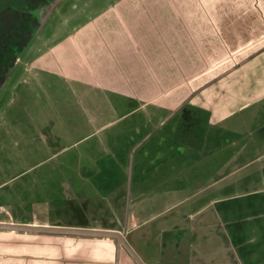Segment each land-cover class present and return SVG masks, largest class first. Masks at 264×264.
Segmentation results:
<instances>
[{
	"label": "crops",
	"instance_id": "crops-1",
	"mask_svg": "<svg viewBox=\"0 0 264 264\" xmlns=\"http://www.w3.org/2000/svg\"><path fill=\"white\" fill-rule=\"evenodd\" d=\"M73 19L14 67L18 89L62 80L75 99L63 119L28 120L43 145L0 140V225L122 239L0 228V264H264V0H113ZM137 113L146 118L133 128L143 135L136 143L156 139L155 158L174 139L196 164L179 186L166 183L169 162L130 195L118 184L127 170L113 154L124 140L118 127ZM95 137L100 156L85 153L80 172L68 159V174L35 173ZM25 158L34 165L5 167Z\"/></svg>",
	"mask_w": 264,
	"mask_h": 264
},
{
	"label": "rangeland",
	"instance_id": "rangeland-1",
	"mask_svg": "<svg viewBox=\"0 0 264 264\" xmlns=\"http://www.w3.org/2000/svg\"><path fill=\"white\" fill-rule=\"evenodd\" d=\"M81 1H84V4L87 3L88 7H90L91 10L88 11V7L86 6V9H84V6L81 4ZM113 0H66L65 3H63L59 9L56 12V16L54 19H52L51 22H48L46 25L47 29L40 33L39 38L36 42V45L39 44L42 39L47 35L48 32L52 31L55 28H59L62 30L64 27H71V25L68 24L67 20H64L65 18H68L70 21L71 17H73V24L77 21H80L87 13L90 14L92 11L98 12L100 9L103 8V5H108ZM77 3V11L76 13L71 10L72 3ZM80 3V4H78ZM67 7V8H66ZM80 8V9H79ZM64 17V18H63ZM64 20V26L61 24V20ZM80 19V20H79ZM50 29L48 30V28ZM35 45V46H36ZM26 55V54H25ZM26 58H22L21 61H25ZM21 65H18V68ZM14 68H12L6 78L5 83L0 88V140H7V141H15L18 140L19 142H24L27 140L31 146H34V143H37L38 145H43V141H45L41 134L38 132H30L28 130V120L30 118L37 119V112L41 115V118H47L50 120L51 116L55 115L58 116L59 119H63L66 115V111L68 106L73 102L75 99V96L73 95V89L69 85H64L62 80L56 81L55 86H49L51 84V80H46L45 82L47 86L45 88L41 87H34L28 91H25L23 89H18V86L14 84L15 78L18 77L20 74V71L22 72V66L20 67V71L18 70L16 74L14 73ZM44 85V84H43ZM18 93L19 96H18ZM21 95V98H20ZM50 106L52 108H50ZM55 113H58L57 115ZM62 116H60V115ZM146 116L144 113H137L131 117H128V119L124 120L120 123L119 127L120 129H123L124 131V140L121 143L120 148L116 149V151L113 153L114 155L118 157H122L123 161L126 163L123 168H127V170L124 172V177H122V180H118V184H124L126 185L127 193L130 195L131 193V185L135 184V180L141 181L142 183L149 181H143V179L150 180L152 177V173L159 172H168L167 167L164 165V162H169V166H171L169 172L171 178L170 180H167L166 183L168 184L169 188H174L176 185L179 186V183H183L186 181L185 178V170L189 171L196 164L190 163L188 159H185L180 155L178 152V146L177 143L174 142V139L168 140L169 144H173L174 147L171 148V152H168L167 155H164L163 157L158 156L155 157V155L150 154L149 147L157 145L156 139L152 141L149 144V136L145 137L138 143V139H141L143 135H140V137L137 134V130L133 131L134 127L144 128L143 121ZM146 120V119H145ZM179 121V120H178ZM176 119H172L171 123L168 124V126L171 128L177 123ZM180 121H184L180 119ZM7 127L15 128L14 132L11 134H7ZM26 129V130H25ZM25 131V132H22ZM29 131V132H28ZM71 133V132H70ZM66 133L64 129L61 130L60 134L61 136H66V138L75 136L74 133L70 134ZM46 135V134H44ZM172 135V134H171ZM29 136V137H24ZM68 136V137H67ZM61 137V138H62ZM132 137L134 140H132ZM21 138V139H19ZM15 139V140H14ZM70 140H73V138ZM98 137L92 138L89 142L86 144H82L79 148L75 149L73 148L69 152H65L58 161H60V165L57 166V163L49 162L45 166L41 167L39 170H36V174H42V173H51L54 169V171H58L60 174H68L71 172L69 170L67 165H62L64 163V160L70 159L73 161V168L77 167V170L73 172H80V168L84 167L85 164H82V162L85 159V153H87L90 157L93 156H100L99 153L95 150L100 146V143L97 142ZM172 142V143H170ZM68 144V141L65 143ZM50 145V144H49ZM24 146H27V144H24ZM92 153L88 152V150L85 149H91ZM34 147L25 149L27 156L33 151ZM57 149L50 148L48 149L47 153L45 154L42 151H39V158L43 159L46 158L50 153L53 151H56ZM187 150L190 151L188 148ZM100 151V150H97ZM200 153V152H199ZM102 155V154H101ZM0 156H3V153H0ZM103 156L102 158H105ZM11 159V158H9ZM26 158L24 161L20 164L19 161L13 160L16 165H9L6 164V168L9 171H21L29 168L31 165H34V161L27 162ZM187 162L185 163V161ZM142 161V164L140 166L141 169L138 168L135 169V165ZM81 163V164H80ZM85 163V161L83 162ZM134 164V165H133ZM3 165V164H1ZM200 166H203L202 164ZM57 167H59V170H57ZM184 169H183V168ZM68 168V170H67ZM132 170L133 173L132 174ZM82 172V171H81ZM144 173V174H142ZM157 179L150 182L149 185H152L153 183H156ZM186 184V183H185ZM184 184V186H185ZM185 189L179 190V197H184ZM126 203V202H125ZM146 208V206H145ZM143 216H145V213H143Z\"/></svg>",
	"mask_w": 264,
	"mask_h": 264
},
{
	"label": "trees",
	"instance_id": "trees-1",
	"mask_svg": "<svg viewBox=\"0 0 264 264\" xmlns=\"http://www.w3.org/2000/svg\"><path fill=\"white\" fill-rule=\"evenodd\" d=\"M27 4L14 7L17 10L12 11L10 24L3 22L4 12L0 15V88L38 27L35 16L26 9Z\"/></svg>",
	"mask_w": 264,
	"mask_h": 264
},
{
	"label": "flooded vegetation",
	"instance_id": "flooded-vegetation-1",
	"mask_svg": "<svg viewBox=\"0 0 264 264\" xmlns=\"http://www.w3.org/2000/svg\"><path fill=\"white\" fill-rule=\"evenodd\" d=\"M57 1L58 0H0V15L4 12L3 22H5V24L7 22L10 24L12 11L17 10L14 9V7L20 5H26L27 3L28 4L26 6V9L29 8L30 14L35 16L36 21L38 23V27L34 35L32 36L30 42L27 44L25 49L22 51L21 57L16 61V64L21 62V59L25 57V54H27L30 50H32L35 47L40 33H42L45 30V28L47 29L46 25L48 24V22H51L52 19L55 18L57 10L63 3H65L66 0H62L59 3H57ZM33 3L35 5H33ZM32 5L33 7L35 6L34 9L31 8ZM49 29L50 27L48 28V30Z\"/></svg>",
	"mask_w": 264,
	"mask_h": 264
},
{
	"label": "water",
	"instance_id": "water-1",
	"mask_svg": "<svg viewBox=\"0 0 264 264\" xmlns=\"http://www.w3.org/2000/svg\"><path fill=\"white\" fill-rule=\"evenodd\" d=\"M61 1L62 0H58L57 3L61 2ZM0 228H5V229H21V230H40V231H49V232L53 231V232L78 233V234H92V235H101V236L119 238L120 240L122 239V237L118 233L74 232V231H71V230H49V229H46V228H39V229L33 228L32 229V228H27V227L23 228V227H19V226H7V225H0ZM121 242L123 243V241H121ZM131 253H132V255L134 257H136L135 254H133V252H131Z\"/></svg>",
	"mask_w": 264,
	"mask_h": 264
}]
</instances>
